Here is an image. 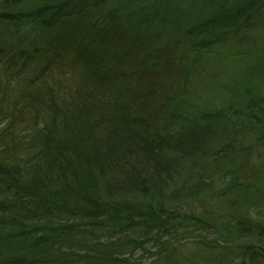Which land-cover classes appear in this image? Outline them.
I'll return each instance as SVG.
<instances>
[{
  "label": "trees",
  "instance_id": "1",
  "mask_svg": "<svg viewBox=\"0 0 264 264\" xmlns=\"http://www.w3.org/2000/svg\"><path fill=\"white\" fill-rule=\"evenodd\" d=\"M0 264H264V0H0Z\"/></svg>",
  "mask_w": 264,
  "mask_h": 264
}]
</instances>
